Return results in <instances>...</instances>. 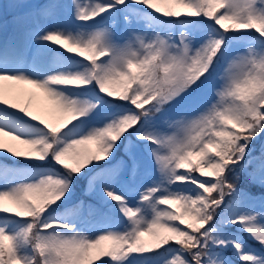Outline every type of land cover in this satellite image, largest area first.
<instances>
[{
  "label": "snow or ice",
  "instance_id": "6c2138e0",
  "mask_svg": "<svg viewBox=\"0 0 264 264\" xmlns=\"http://www.w3.org/2000/svg\"><path fill=\"white\" fill-rule=\"evenodd\" d=\"M174 3L3 5L0 264H264V0Z\"/></svg>",
  "mask_w": 264,
  "mask_h": 264
},
{
  "label": "rangeland",
  "instance_id": "374dc122",
  "mask_svg": "<svg viewBox=\"0 0 264 264\" xmlns=\"http://www.w3.org/2000/svg\"><path fill=\"white\" fill-rule=\"evenodd\" d=\"M35 1L36 0H34V2ZM12 2H15V0H12ZM85 2H87V0H85ZM171 2H173V3H171ZM171 2H169V0H152L153 11L156 8L160 9L161 14L165 10H174V11H180V12H186L187 11V9L181 8L180 6L175 4L174 0H171ZM12 10H14V9L12 8ZM15 10H17V9H15ZM17 11H19V10H17ZM62 22H66V21H62ZM73 23H78V22L73 21ZM243 31L244 32L251 31L253 33L255 32L254 29L253 30H242V32ZM57 44H62V41H57L53 46H55ZM63 47L65 50L67 49V45H64ZM67 53L70 55L71 54L79 55L75 49H72L71 53H69V52H67ZM3 87L5 90L6 96L10 99V102H17L18 103V101H21L22 99H24L23 104L21 106L27 105L33 113L40 114L41 110L48 111V110L52 109L51 102L47 99V97H45L43 93L39 92V90L32 88L30 85L15 84L13 82L5 81V82H3ZM15 91H21L23 94L20 95L19 97L15 96L14 94L9 95L10 92L14 93ZM6 139H8V138L4 137V140H6ZM14 143H15V141H14ZM88 144L94 146L93 143H88ZM88 144L83 145L82 148L85 150H88ZM21 147H24L25 149L27 148V146H21ZM178 171H184V169H180ZM205 179L210 180V179H212V177L207 176V177L203 178L202 180H205ZM83 187H84V182H81V188H83ZM181 187H184V185L181 184ZM89 196L91 198H93L91 194ZM85 198H87V197H85ZM4 203H5V206L12 207V205L9 201L6 200ZM174 206H175V204L165 205L162 207H168L170 210H172V207H174ZM87 234H88V232H85V235H87ZM145 238L147 240H149L148 237H145ZM101 247L103 249L107 250L110 247V242H107V241L104 242L101 245ZM163 259L164 258H161L160 259L161 261H159V262H162ZM94 264H99V260L94 261Z\"/></svg>",
  "mask_w": 264,
  "mask_h": 264
},
{
  "label": "trees",
  "instance_id": "16d2710c",
  "mask_svg": "<svg viewBox=\"0 0 264 264\" xmlns=\"http://www.w3.org/2000/svg\"><path fill=\"white\" fill-rule=\"evenodd\" d=\"M169 2H171V1H169ZM171 3H173V2H171ZM174 11V10H173ZM220 11H223V9H220V8H217V14H219V12ZM229 26V28H231V25H228ZM216 27H219V26H216ZM240 31H242V30H240ZM244 32V31H243ZM258 35V34H257ZM261 39H263V38H261ZM120 103H123V102H120ZM34 114H37V113H34ZM261 143H262V140H258L257 141V143L255 144V148L256 147H258V146H261ZM15 143H14V141H10L9 139H6L5 140V147H7V146H9V145H14ZM95 150V148L92 146V145H90L89 147H88V150ZM259 151H260V148H258L257 150H256V154H259ZM198 158H196V157H193V163L195 164V162H196V160H197ZM58 168H59V166H57ZM186 171H187V169H186ZM194 175H197V176H199V173H193ZM207 176H211L210 174L209 175H207ZM207 176H205V177H207ZM199 177H202V176H199ZM213 195H215V193H213ZM186 223H187V221H186ZM145 240H147L146 238H144ZM145 255H148V256H150L151 258H157V257H155L154 256V254H152V253H149V254H145ZM229 255H231V253H229Z\"/></svg>",
  "mask_w": 264,
  "mask_h": 264
}]
</instances>
